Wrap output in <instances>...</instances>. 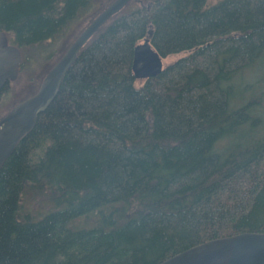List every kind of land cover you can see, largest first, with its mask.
I'll list each match as a JSON object with an SVG mask.
<instances>
[{
    "label": "trees",
    "instance_id": "trees-1",
    "mask_svg": "<svg viewBox=\"0 0 264 264\" xmlns=\"http://www.w3.org/2000/svg\"><path fill=\"white\" fill-rule=\"evenodd\" d=\"M134 2L1 167L0 264H161L264 234V0ZM94 5L0 0L18 73L63 51ZM149 31L162 61L180 57L137 81L133 51Z\"/></svg>",
    "mask_w": 264,
    "mask_h": 264
},
{
    "label": "water",
    "instance_id": "water-1",
    "mask_svg": "<svg viewBox=\"0 0 264 264\" xmlns=\"http://www.w3.org/2000/svg\"><path fill=\"white\" fill-rule=\"evenodd\" d=\"M132 0H113L99 12L63 51L43 77L32 96L16 104L0 118V169L18 144L33 130L37 117L55 99L67 72L89 41ZM133 51L132 74L135 80L156 78L165 69L159 55L150 46L149 38ZM21 64L18 49L9 45L0 32V93L16 80ZM161 264H264V234L244 233L209 241L188 249Z\"/></svg>",
    "mask_w": 264,
    "mask_h": 264
},
{
    "label": "rangeland",
    "instance_id": "rangeland-1",
    "mask_svg": "<svg viewBox=\"0 0 264 264\" xmlns=\"http://www.w3.org/2000/svg\"><path fill=\"white\" fill-rule=\"evenodd\" d=\"M112 1L113 0H94L95 2L94 13H92L87 18L84 17H83L84 19L81 18L79 22L73 25L74 27L71 29V31L69 29L68 33L70 32L71 34L65 39L66 40L65 42L63 41L65 43L64 46H66L64 50L77 37V35L83 31V29L90 23V21L99 12H101L104 8H106ZM139 1L140 0H135L134 4L137 5ZM60 51L58 52L56 51L57 53L55 52V54H53L52 58L49 59L48 62L45 61L44 57L37 55V57H35L34 60H31L29 63L24 64L21 73H18L16 80L8 84V88L6 92L4 93L3 97L0 99V118L4 117L16 104L35 94L46 72L63 53V51L61 52ZM179 57L180 56L178 55L169 57L163 61V65L172 63L176 61ZM263 92L264 90L260 88L257 89L255 94L260 95ZM29 203L30 204H28L27 206L29 210L31 212H37L35 208L39 207L38 204L37 203L33 204L32 202Z\"/></svg>",
    "mask_w": 264,
    "mask_h": 264
},
{
    "label": "bare ground",
    "instance_id": "bare-ground-1",
    "mask_svg": "<svg viewBox=\"0 0 264 264\" xmlns=\"http://www.w3.org/2000/svg\"><path fill=\"white\" fill-rule=\"evenodd\" d=\"M152 79V78H151Z\"/></svg>",
    "mask_w": 264,
    "mask_h": 264
}]
</instances>
